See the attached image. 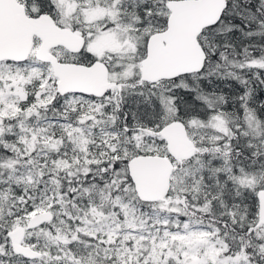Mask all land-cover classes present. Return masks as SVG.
Segmentation results:
<instances>
[{
  "label": "snow or ice",
  "instance_id": "obj_1",
  "mask_svg": "<svg viewBox=\"0 0 264 264\" xmlns=\"http://www.w3.org/2000/svg\"><path fill=\"white\" fill-rule=\"evenodd\" d=\"M0 264H264V0H0Z\"/></svg>",
  "mask_w": 264,
  "mask_h": 264
}]
</instances>
